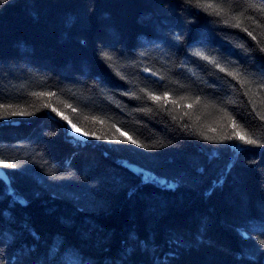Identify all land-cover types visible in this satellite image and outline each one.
I'll return each mask as SVG.
<instances>
[{"label":"trees","instance_id":"1","mask_svg":"<svg viewBox=\"0 0 264 264\" xmlns=\"http://www.w3.org/2000/svg\"><path fill=\"white\" fill-rule=\"evenodd\" d=\"M262 116L264 0H0V264H264Z\"/></svg>","mask_w":264,"mask_h":264},{"label":"snow or ice","instance_id":"2","mask_svg":"<svg viewBox=\"0 0 264 264\" xmlns=\"http://www.w3.org/2000/svg\"><path fill=\"white\" fill-rule=\"evenodd\" d=\"M195 3L197 6H199L201 4V0H195ZM206 8L211 9L213 7V5L211 3H208L205 5ZM217 15H219V12L217 11ZM235 26H239V22L235 25ZM249 35H251V33H249ZM196 55H199V53H196ZM110 59V57H109ZM221 71H223V69H221ZM38 95H44V94H38ZM150 98L154 101H160L161 97L160 96H150ZM164 99L166 100L167 97H164ZM173 103H175V101H173ZM45 106H50V105H45ZM189 107H191V105H189ZM52 111L56 112L57 115H61V113L59 111H57L56 108H52ZM13 115L16 114H27V113H23V112H13ZM62 119H67L66 116H62ZM225 118L226 119H231L230 117L227 116V113H225ZM262 119H264V116L261 117ZM231 126L235 129V131H233L232 134L230 135H226L224 137H221V139H239L242 143L244 144H250V145H255L258 143V141L256 139H253L247 132H244L242 129H240L239 125L236 124V122L233 120ZM73 127V131H76V127L75 125H72ZM121 135H123V133H121ZM113 139H115V137H113ZM131 139V138H128ZM209 139H211L209 137ZM133 143H135V141H132ZM0 165H3L5 167H8L10 165L4 164L3 161H0ZM12 167H15L14 165H11Z\"/></svg>","mask_w":264,"mask_h":264},{"label":"rangeland","instance_id":"3","mask_svg":"<svg viewBox=\"0 0 264 264\" xmlns=\"http://www.w3.org/2000/svg\"><path fill=\"white\" fill-rule=\"evenodd\" d=\"M72 125L73 124H71L70 126H69V130H70V132L73 134V135H75V136H77V137H79V138H85V136L79 131V129L76 127V131H73V127H72Z\"/></svg>","mask_w":264,"mask_h":264},{"label":"water","instance_id":"4","mask_svg":"<svg viewBox=\"0 0 264 264\" xmlns=\"http://www.w3.org/2000/svg\"><path fill=\"white\" fill-rule=\"evenodd\" d=\"M133 171H134V172H138V166H134V167H133Z\"/></svg>","mask_w":264,"mask_h":264}]
</instances>
